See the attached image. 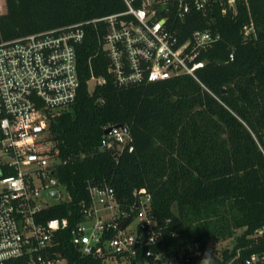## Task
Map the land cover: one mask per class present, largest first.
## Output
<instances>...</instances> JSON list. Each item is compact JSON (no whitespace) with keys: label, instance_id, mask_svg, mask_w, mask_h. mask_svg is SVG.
<instances>
[{"label":"trees","instance_id":"obj_1","mask_svg":"<svg viewBox=\"0 0 264 264\" xmlns=\"http://www.w3.org/2000/svg\"><path fill=\"white\" fill-rule=\"evenodd\" d=\"M3 1L0 41L124 8L122 0ZM250 22L254 32L245 39L243 26ZM176 24L182 38L205 27L221 35L204 53L198 80L180 75L128 86L113 83L98 51L104 24H85L76 45L75 100L48 117V140L59 160L55 172L67 199L40 214L68 219L53 245L67 264H101L70 238L89 183H107L126 200L145 187L169 253L196 241L207 249L210 240L227 238L233 244L214 264H243L252 253H264V234L253 236L264 226V0H237L235 14L220 7L192 11ZM91 76L103 81L91 85ZM108 125L125 128L130 137L119 154L100 147ZM137 253L140 258L141 247Z\"/></svg>","mask_w":264,"mask_h":264},{"label":"built area","instance_id":"obj_2","mask_svg":"<svg viewBox=\"0 0 264 264\" xmlns=\"http://www.w3.org/2000/svg\"><path fill=\"white\" fill-rule=\"evenodd\" d=\"M122 1V10L102 17L0 41V264H67L53 245L57 231L69 227L68 219L43 220L40 214L67 199L55 172L59 160L48 140V117L75 100L76 45L85 36V24H104L98 51L107 60L113 83L128 86L180 75L198 80L204 53L221 35L205 27L182 38L176 20L216 7L237 12V0ZM251 32L252 22L243 26L244 38ZM95 81L103 78L91 76V85ZM108 127L100 147L119 154L129 142L128 132L117 125L104 130ZM80 212L82 220L70 227L71 242L83 255L100 258L101 264H214L220 257L215 255L210 263V252L197 241L169 253L145 187L135 188L132 199L126 200L107 183H89ZM262 234L264 226L253 236ZM243 264H264V253H252Z\"/></svg>","mask_w":264,"mask_h":264},{"label":"rangeland","instance_id":"obj_3","mask_svg":"<svg viewBox=\"0 0 264 264\" xmlns=\"http://www.w3.org/2000/svg\"><path fill=\"white\" fill-rule=\"evenodd\" d=\"M0 4H1L2 11H4L5 10L4 1L0 0ZM60 191L62 194V198H65V191L63 189H60ZM235 233L240 234L241 230L237 229ZM232 244H233V238H227L225 240H210L207 243V249L208 250L210 249L209 252L211 253H216V255L220 256L219 259H221V252L226 248H231Z\"/></svg>","mask_w":264,"mask_h":264},{"label":"water","instance_id":"obj_4","mask_svg":"<svg viewBox=\"0 0 264 264\" xmlns=\"http://www.w3.org/2000/svg\"><path fill=\"white\" fill-rule=\"evenodd\" d=\"M111 128H112V127H108V128H106V129L104 130V133H107ZM53 194H54L55 196H57V191H54ZM127 222H128V219H125V220L123 221V223L120 225V228H122ZM135 245H136V246L139 245V241H138V240H137V242H136ZM206 258L210 261V263H213V262L215 261V259H216L214 255H211V254H209V253H206Z\"/></svg>","mask_w":264,"mask_h":264},{"label":"clouds","instance_id":"obj_5","mask_svg":"<svg viewBox=\"0 0 264 264\" xmlns=\"http://www.w3.org/2000/svg\"><path fill=\"white\" fill-rule=\"evenodd\" d=\"M206 251H210V249L209 250H206Z\"/></svg>","mask_w":264,"mask_h":264}]
</instances>
